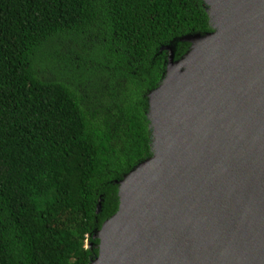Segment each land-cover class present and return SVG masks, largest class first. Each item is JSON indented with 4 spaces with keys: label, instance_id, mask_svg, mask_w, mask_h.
Masks as SVG:
<instances>
[{
    "label": "trees",
    "instance_id": "obj_1",
    "mask_svg": "<svg viewBox=\"0 0 264 264\" xmlns=\"http://www.w3.org/2000/svg\"><path fill=\"white\" fill-rule=\"evenodd\" d=\"M205 5L0 0V264L99 256L122 181L154 157L149 94L168 49L181 61L214 32ZM51 67L64 78H42Z\"/></svg>",
    "mask_w": 264,
    "mask_h": 264
},
{
    "label": "water",
    "instance_id": "obj_2",
    "mask_svg": "<svg viewBox=\"0 0 264 264\" xmlns=\"http://www.w3.org/2000/svg\"><path fill=\"white\" fill-rule=\"evenodd\" d=\"M203 1L214 32L181 61L168 49L154 157L122 181L90 264H264V0Z\"/></svg>",
    "mask_w": 264,
    "mask_h": 264
},
{
    "label": "rangeland",
    "instance_id": "obj_3",
    "mask_svg": "<svg viewBox=\"0 0 264 264\" xmlns=\"http://www.w3.org/2000/svg\"><path fill=\"white\" fill-rule=\"evenodd\" d=\"M64 68L66 70V67H64ZM55 69L56 68H54V67L44 69V71L42 72V78H44L46 80H52L54 78L63 79L64 78L63 73L62 72H56ZM54 76H56V77H54ZM96 81L97 80H95V81L89 80L86 83V86L84 89L85 92L87 94L91 95L92 97L96 96V93H97Z\"/></svg>",
    "mask_w": 264,
    "mask_h": 264
}]
</instances>
